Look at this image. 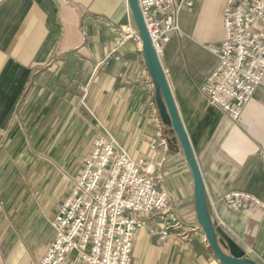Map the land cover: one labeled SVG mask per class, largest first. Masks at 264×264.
Listing matches in <instances>:
<instances>
[{"label":"crops","instance_id":"1","mask_svg":"<svg viewBox=\"0 0 264 264\" xmlns=\"http://www.w3.org/2000/svg\"><path fill=\"white\" fill-rule=\"evenodd\" d=\"M224 3L200 0L182 9L180 32L171 35L160 64L213 224L264 264V209L233 212L223 201L240 191L264 202V84L237 121L200 90L218 64L205 46L224 37ZM127 25L135 29L127 0H0V264H39L71 189L40 192L37 175L23 177L25 163L81 170L94 140L107 134L143 159L169 201L164 213L141 217L131 263L220 264L196 220L191 171L161 123L142 54L122 30Z\"/></svg>","mask_w":264,"mask_h":264},{"label":"built area","instance_id":"2","mask_svg":"<svg viewBox=\"0 0 264 264\" xmlns=\"http://www.w3.org/2000/svg\"><path fill=\"white\" fill-rule=\"evenodd\" d=\"M200 0H137L152 48L160 62L178 15ZM223 39L205 49L218 60L200 90L208 103L237 121L257 88L264 84V0H225ZM141 52V39L131 25L122 28ZM110 135L94 140L73 180L69 194L52 220L54 237L39 264H132L137 230L150 213H164L167 194L157 189L143 169ZM233 212L264 209V202L240 191L226 193Z\"/></svg>","mask_w":264,"mask_h":264},{"label":"water","instance_id":"3","mask_svg":"<svg viewBox=\"0 0 264 264\" xmlns=\"http://www.w3.org/2000/svg\"><path fill=\"white\" fill-rule=\"evenodd\" d=\"M127 4L138 32L142 47L141 54L145 68L155 91L156 109L163 126L169 128L179 143L193 177L196 220L200 226L212 255L220 264H257L245 256L244 251L216 227L209 215L205 188L195 161L188 137L182 126L170 88L161 64L152 48L151 41L139 11L137 0Z\"/></svg>","mask_w":264,"mask_h":264},{"label":"rangeland","instance_id":"4","mask_svg":"<svg viewBox=\"0 0 264 264\" xmlns=\"http://www.w3.org/2000/svg\"><path fill=\"white\" fill-rule=\"evenodd\" d=\"M30 154H28L29 156ZM47 154L40 153L38 156L40 158V161L47 160ZM89 155V154H88ZM58 160V156H56V161ZM80 169L74 170V169H64L59 168L58 166L51 167V168H45L41 167L39 170L37 169H31L29 166L26 165L21 170V173H23V177L27 176H34L37 175L36 178L39 177V187L40 192H45L46 194H55L60 192L65 188H70L73 184V180L77 177L76 174L78 173ZM38 171V173H36ZM71 176V178L69 177ZM68 180V182H67ZM25 191L29 190V186H25Z\"/></svg>","mask_w":264,"mask_h":264}]
</instances>
